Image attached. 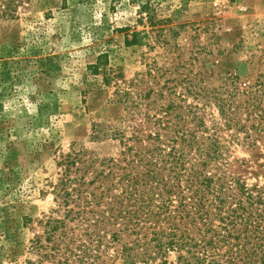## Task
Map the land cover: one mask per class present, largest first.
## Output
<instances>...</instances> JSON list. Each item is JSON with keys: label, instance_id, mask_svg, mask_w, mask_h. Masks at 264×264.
<instances>
[{"label": "rangeland", "instance_id": "1", "mask_svg": "<svg viewBox=\"0 0 264 264\" xmlns=\"http://www.w3.org/2000/svg\"><path fill=\"white\" fill-rule=\"evenodd\" d=\"M103 51L109 84L88 68ZM122 80L144 97L152 87L145 102L199 104L208 125L218 112L206 91L221 87L226 100L237 92L242 122L264 126V0H24L15 18H0V264L37 259L31 247L39 236L47 244L46 220L63 217L54 194L62 152L121 150L94 132L124 129L128 113L114 99ZM252 132L253 145L230 146V172L264 186V129ZM146 264L181 263L172 253Z\"/></svg>", "mask_w": 264, "mask_h": 264}, {"label": "trees", "instance_id": "2", "mask_svg": "<svg viewBox=\"0 0 264 264\" xmlns=\"http://www.w3.org/2000/svg\"><path fill=\"white\" fill-rule=\"evenodd\" d=\"M23 1L0 0V18H15ZM88 68L106 84L115 77L106 51ZM135 85L122 80L114 93L128 113L124 129L95 126V138L119 140L115 156L76 146L60 154L54 194L64 214L48 217L47 244L37 237L38 258L27 264H146L172 253L181 264H264V186L230 172V146L253 145L262 122H242L238 93L226 100L221 87L206 91L218 112L208 125L199 104L145 102L154 89L144 97ZM250 89L246 108L256 96Z\"/></svg>", "mask_w": 264, "mask_h": 264}]
</instances>
